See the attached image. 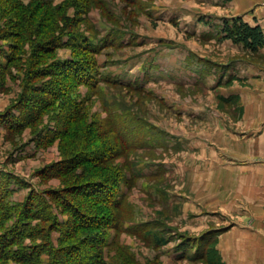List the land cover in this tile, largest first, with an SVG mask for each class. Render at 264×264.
Instances as JSON below:
<instances>
[{"label": "rangeland", "instance_id": "374dc122", "mask_svg": "<svg viewBox=\"0 0 264 264\" xmlns=\"http://www.w3.org/2000/svg\"><path fill=\"white\" fill-rule=\"evenodd\" d=\"M228 1L0 0V67L11 44L17 51L23 47L29 56L31 49L27 42L20 44V35L37 43L58 33L64 35L63 46L38 60L49 73L67 71L54 68L57 61L87 57L96 64L90 76L96 86L91 88L67 79L60 84L49 74L30 79L24 91L27 66L12 67V76L0 72V114L18 106L24 94L23 103L35 107L38 116L17 132L8 133L0 125V173L12 192L8 203H23L30 193L44 195L63 224L67 216L59 201L47 194L107 178L114 180L120 208L90 209L95 215H113L116 221L109 230L100 228V235L106 232L107 246L93 251L99 252L103 264H208L194 258L204 251L200 246L205 239L214 243L225 264L218 237L233 228L254 226L256 219L264 222V208L250 200L255 186L240 184L251 171L248 165H264L262 133L258 138L249 135L264 118V102L255 106L249 98L264 90V82H236L237 76L223 66L242 59L244 65L264 68V52L250 54L232 43L243 51L240 55L241 50L237 54L223 46L221 27L230 18L220 14H225ZM20 15L30 32L11 24ZM84 40L97 46L98 54L70 47ZM41 85L63 98L43 103L52 98ZM75 102H81L77 112L67 113ZM13 114L19 117L18 111ZM62 116L71 120L66 128ZM109 123L117 127L126 147L114 140ZM57 128L62 132L56 134ZM115 146L116 155L95 171L81 166L53 176L55 166L85 149ZM69 199L86 204L75 196ZM34 223L40 228L49 225ZM62 224L59 229L68 234ZM82 233L63 239L58 231L51 233L54 247L61 237L62 248H79L68 264L91 253Z\"/></svg>", "mask_w": 264, "mask_h": 264}, {"label": "trees", "instance_id": "16d2710c", "mask_svg": "<svg viewBox=\"0 0 264 264\" xmlns=\"http://www.w3.org/2000/svg\"><path fill=\"white\" fill-rule=\"evenodd\" d=\"M42 3L46 4V2ZM14 19L15 22H11V24H13V26H17V29H20L21 31L30 30V27L28 28L25 24L27 21H24V23L21 22L24 20L23 16L20 15ZM27 36L29 38V35ZM62 36L64 35L58 33L56 38L49 40L45 39L43 42L35 43L34 41L31 42L30 39L26 40L27 37L24 38L20 35V44L23 45L27 42V45L31 49L29 56L24 54L25 50L23 47L17 51L19 48L16 44L9 45L6 63L3 67H0V72L6 71L12 76V67L16 69L20 68L22 70L24 66L25 68L27 66V68L24 69L26 76L23 85L24 91L26 89L28 90V82L30 79L42 80L48 77L49 74L53 75V78H57V83L60 84L61 81L64 83V79H67L68 83L70 82L72 85L76 86L82 85L90 88L96 86V79H90V76L93 73L92 68L96 65L93 59L90 60L89 58L87 59V57H84L82 60L73 59L64 63H59L57 61L54 68L58 69L62 67V69L67 70H59V74L49 73L45 65L38 63V60L43 55L46 56V54H49L54 49H58L63 46L61 39ZM220 39L229 40L233 44L241 46L243 50L249 52L250 54H256L264 48V33L262 29L258 25H248L239 17L224 20L221 27ZM70 47L75 50H81L82 52L89 53L90 55H95L99 52V48L97 46H93L85 40L83 43H79L78 45L77 43L70 44ZM36 49H39L41 52L37 53L35 51ZM3 81L4 78L0 77V89L2 88L1 86ZM103 82L111 83L108 79H103ZM48 88H50L49 85L47 86V89L43 88L42 85L40 87L42 91L47 92L50 98H52L51 100H46L43 103H47L49 105V103L63 98V96L56 94V92H53ZM35 90H38L37 86ZM67 99H69V97H67ZM67 99V102L71 101L70 99ZM24 100L25 97L23 94L19 99L18 106H13L4 113L0 114V125L3 124L4 129H6L8 133L17 132L25 127L27 123L29 124L30 121L38 117L36 114V108L24 104ZM78 104H81V102H75V104L72 103L67 110V113L77 112L75 108L79 106ZM15 111H18L19 117H15L14 114L12 115V112ZM65 119L66 117L62 116L61 123H63V126L66 128L68 123H71V120L67 121ZM69 126L72 125L70 124ZM108 126L110 132L114 133L116 136L114 140H118L121 146L123 144V146L126 147V140L118 135L116 131L117 127L111 123H109ZM61 132L62 131L59 128L55 130L56 134ZM117 152L116 146L95 151L85 149L84 151L78 153L75 157L65 160L63 163H60V165L55 166L53 169L55 171L53 176L66 174L75 167L78 168L81 166L91 169L88 171H95L93 168L104 165L110 161ZM82 173L85 175V173L88 172L85 169ZM98 173H100V171H98ZM113 182L114 180L112 181L107 178H103L101 181H94V179L87 180L82 183L75 184L73 187H70L63 192L47 194L52 201H59L60 209L63 212L62 214L67 216L66 221L62 224L53 216L51 205L48 204L44 195L30 193L23 203H19L17 205H11L8 203L7 200L11 196L12 192L8 187L7 177L0 173V261H13L15 264H44L42 257L46 256L48 261L45 264H68L71 259L70 257H72L73 253H75V251L79 248H62L60 246L62 239L65 236H74L83 232L81 238L84 236V240H87V251H91V253L88 256V259L83 258L75 264H103L100 259L99 252L97 253L93 251L107 246L105 241L106 232L100 235V228L105 226L104 229L109 230L112 224H115L116 221L113 219V215H105L103 213L95 215V213H91L93 211L90 209H95L94 207L98 206H104L111 207L116 211L120 208L121 201L119 199H114L116 190L112 185ZM69 196H75L81 200H85L86 204L81 203V205H76L69 199ZM34 220H37L40 223L47 222L49 225L47 228H40L38 227V223H34ZM61 224L64 226V229L68 231V234H64V232L59 229ZM54 231H58L62 237V239H60V237L58 240V244L60 243L58 247H54L51 241V233ZM26 241H28L29 245H25ZM200 247H202V250L204 251L200 252L199 255H196L194 257L195 259H201L208 264H223L212 241L205 239L203 241V245ZM66 256L67 258L65 260H61V258H65Z\"/></svg>", "mask_w": 264, "mask_h": 264}, {"label": "crops", "instance_id": "0c3cea01", "mask_svg": "<svg viewBox=\"0 0 264 264\" xmlns=\"http://www.w3.org/2000/svg\"><path fill=\"white\" fill-rule=\"evenodd\" d=\"M221 1L224 2V0ZM224 12L225 14H220L222 18L239 17L250 26L258 25L264 33V0H230V2L225 3ZM220 41L223 46L237 54L241 50L229 40L222 39ZM261 51L264 52V48ZM242 54L243 51L240 55ZM226 62L223 66L226 67L227 72L231 71L237 76L236 82H264V68L261 66L244 65L245 61L242 59ZM228 62H231V64H228ZM242 62L243 64H241ZM218 87L223 88L221 85ZM243 96L244 94H242L241 99L245 102L247 98ZM249 100L255 106L262 105L264 102V90H259ZM257 130L258 133H256ZM252 132L249 134L250 137L258 138L262 133L261 139H264V118L252 128ZM256 153H259V151L256 150ZM255 163L252 162L251 164ZM248 167L251 171L240 178V184L245 186L247 181V184L255 186L254 190L251 191L253 196L250 200L255 202L254 204L258 203L259 207L264 208V165H248ZM253 191L254 194L252 193ZM262 223L264 224L262 220L256 219L254 226L242 228L241 231H235L233 228L218 237L217 248L225 264H264V225Z\"/></svg>", "mask_w": 264, "mask_h": 264}]
</instances>
